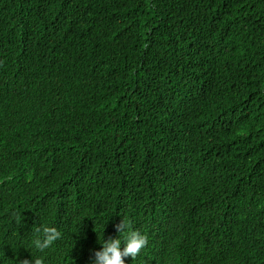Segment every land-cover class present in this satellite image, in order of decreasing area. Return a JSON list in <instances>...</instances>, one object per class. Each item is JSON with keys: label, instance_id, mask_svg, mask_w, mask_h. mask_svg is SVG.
<instances>
[{"label": "trees", "instance_id": "1", "mask_svg": "<svg viewBox=\"0 0 264 264\" xmlns=\"http://www.w3.org/2000/svg\"><path fill=\"white\" fill-rule=\"evenodd\" d=\"M16 10L60 32L24 64L16 114L55 78L76 129L27 203L62 234L43 253L88 264L122 218L146 236L134 264L166 237L196 264H264V0H0ZM32 235L0 242L20 254Z\"/></svg>", "mask_w": 264, "mask_h": 264}, {"label": "clouds", "instance_id": "2", "mask_svg": "<svg viewBox=\"0 0 264 264\" xmlns=\"http://www.w3.org/2000/svg\"><path fill=\"white\" fill-rule=\"evenodd\" d=\"M59 34V28L53 25L40 30L36 20L24 10L14 11L11 18L0 14V240L7 241L9 228L18 235L33 233L28 248L20 254L0 242V264H54L53 257L43 252L62 235L46 224L48 217L44 208L27 206L32 191L46 183L56 168L63 166V135L75 138L76 129L66 119L59 97L60 82L40 77L39 90L26 97L17 114L11 102L22 68L38 44L55 46L60 41ZM177 155L182 163L193 161L189 155ZM167 168L171 171L170 165ZM190 176L186 173L179 178ZM205 178L197 177L195 183L202 185ZM10 218L16 219L13 226L6 221ZM114 228L117 233L114 238L101 239L100 233L97 240L100 247L91 252L88 264H134L131 258L141 254L147 243L146 236L122 218ZM150 246L154 264H184L189 260L183 242L171 237ZM143 254L144 251L137 264H144ZM158 255L163 257L161 262L156 261Z\"/></svg>", "mask_w": 264, "mask_h": 264}, {"label": "bare ground", "instance_id": "3", "mask_svg": "<svg viewBox=\"0 0 264 264\" xmlns=\"http://www.w3.org/2000/svg\"><path fill=\"white\" fill-rule=\"evenodd\" d=\"M31 182H32V181H31ZM161 252H162V251H158V253H161ZM162 260H163V257L160 256V255H158L156 261H157V262H161ZM184 264H196V263H195V261H192V260L189 259V260H188L186 263H184Z\"/></svg>", "mask_w": 264, "mask_h": 264}, {"label": "water", "instance_id": "4", "mask_svg": "<svg viewBox=\"0 0 264 264\" xmlns=\"http://www.w3.org/2000/svg\"><path fill=\"white\" fill-rule=\"evenodd\" d=\"M0 138H2V136L0 135Z\"/></svg>", "mask_w": 264, "mask_h": 264}]
</instances>
